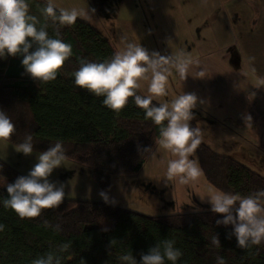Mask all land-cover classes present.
I'll return each instance as SVG.
<instances>
[{
	"label": "trees",
	"instance_id": "16d2710c",
	"mask_svg": "<svg viewBox=\"0 0 264 264\" xmlns=\"http://www.w3.org/2000/svg\"><path fill=\"white\" fill-rule=\"evenodd\" d=\"M27 2L30 14L43 24L41 9L47 0ZM47 23L49 36L55 38L56 26ZM58 38L72 45L73 54L49 83L40 84L31 78L21 63L23 56L0 57V110L16 127L8 143L16 146L31 134L33 152H42L61 142L66 159L88 168L95 186L106 190L113 176L141 169L161 138L160 126L145 118L134 98H129L116 116L103 104L104 97L75 85L78 58L103 62L120 52L109 37L77 18L73 26L60 28ZM137 94L145 96L141 89ZM153 103L159 104L155 100ZM189 123L198 129L193 120ZM195 153L206 181L215 189L241 196L264 190L263 174L233 156L216 153L202 137ZM21 175L26 174L0 158V224L5 225L0 231V264H31L48 251L63 256V264H81V258L85 264H122L119 257L126 253H131L139 264L141 253L147 254L150 247L165 239L174 240V247L183 253L176 264H216L217 255L223 256L227 264H264V243L251 249L238 247L235 235L229 238L232 225H217L216 220L223 217L208 205L149 215L103 199L65 197L58 208L44 209L36 218L21 219L2 203L8 198L7 184ZM44 221L53 227H44ZM57 224L59 232L54 230ZM216 234L219 249L211 244ZM113 239L115 243L111 244ZM67 242H71V248L61 253L60 244ZM166 264L172 262L166 260Z\"/></svg>",
	"mask_w": 264,
	"mask_h": 264
},
{
	"label": "clouds",
	"instance_id": "9594fccd",
	"mask_svg": "<svg viewBox=\"0 0 264 264\" xmlns=\"http://www.w3.org/2000/svg\"><path fill=\"white\" fill-rule=\"evenodd\" d=\"M90 11L94 13L95 9ZM41 13L45 20L43 24L30 14L27 0H0V57L23 56L21 63L25 71L43 84L54 81L73 54L72 45L58 38L60 28L73 26L77 18L85 13L75 8L69 10L58 7L54 0H47ZM48 21L56 26L55 38L49 36ZM33 45L36 46L35 50L30 51ZM78 61L80 67L74 72L76 86L97 97H104L103 104L116 116L127 106L129 98H134L136 106L144 110L145 118L160 126L161 138L158 143L175 157L168 161L165 183L178 179L180 184L190 186L201 177L203 171L198 160L190 158L195 156L201 143L200 130L189 123L194 119L192 110L197 106V96L184 93L171 100L170 104L153 103L155 98L169 95V76L173 69L181 79H186L189 66L193 63L191 58L185 57L183 53L175 57L165 56L158 51L149 52L141 44L128 43L122 52H116L109 60L92 62L78 58ZM141 81H149L148 95L137 94ZM262 86L264 78L258 79L255 84L256 88ZM255 95L251 93L249 99ZM15 131L11 118L4 110H0V141H9ZM15 150L25 156L32 155V135L27 134L24 142L16 145ZM37 159L38 163L27 175H21L13 183L7 184L8 198L2 201L4 208L14 210L21 219L36 218L41 216L44 209L58 208L66 195L63 183L58 184L49 179L54 169L62 166L66 160L62 143L57 142L42 151ZM99 195L106 203L109 202L104 190ZM207 197L211 211L223 217L216 220V224L232 225L229 238L235 235L238 247L251 249L264 243V190L246 196L213 191ZM111 203L115 204V199ZM4 227L0 224V231ZM44 227L51 228L53 225L44 221ZM54 230L61 231L60 225L57 224ZM114 243L113 239L111 244ZM211 244L217 249L221 248L218 234L211 238ZM174 245L175 241L171 239L156 243L147 254L141 253L139 264H166V260L176 264L183 253ZM70 248L71 242L62 243L59 251L66 253ZM63 259V256L48 251L33 259L31 264H63ZM119 260L122 264H138L131 253L121 255ZM215 260L216 264H227L223 256L217 255ZM81 264H85L83 258Z\"/></svg>",
	"mask_w": 264,
	"mask_h": 264
},
{
	"label": "crops",
	"instance_id": "0c3cea01",
	"mask_svg": "<svg viewBox=\"0 0 264 264\" xmlns=\"http://www.w3.org/2000/svg\"><path fill=\"white\" fill-rule=\"evenodd\" d=\"M207 2L212 3L210 7ZM198 3L203 5L196 8L203 12H199L203 15L201 21L172 22L177 27L185 24L188 30L193 27L198 41L192 45L187 39V44L178 47L179 51L169 50V56L183 53L193 63L186 79H181L172 70L169 95L158 98L157 102L170 104L184 93L195 94L198 99L192 110L193 121L203 140L218 154L238 156L246 165L253 158L264 165L259 156L264 155V86L255 87L257 80L264 78V0H207ZM213 5H217L215 8L221 13L212 18ZM199 13L193 12V17ZM207 42L209 47L204 49ZM140 89L147 95L148 87L142 81ZM253 92L256 95L250 100L249 95ZM158 141L153 153L174 159ZM145 167L167 171V166L156 160L150 164L145 161L140 170ZM203 187L200 190L202 197L197 199L202 207L211 206L207 196L219 190L206 179Z\"/></svg>",
	"mask_w": 264,
	"mask_h": 264
},
{
	"label": "rangeland",
	"instance_id": "374dc122",
	"mask_svg": "<svg viewBox=\"0 0 264 264\" xmlns=\"http://www.w3.org/2000/svg\"><path fill=\"white\" fill-rule=\"evenodd\" d=\"M199 1L207 0H54L58 7L83 10L85 14L78 18L88 21L109 37L120 52L128 43H135L141 44L149 52L158 51L165 56H169L171 47L175 52L179 51L178 47L187 44V39L192 41V45L198 41L193 27L188 30L185 24L177 27L172 22L201 21L203 15L199 12L202 11L196 10L203 7ZM211 4L207 2L209 7ZM216 6L213 5L212 8ZM91 9H95V12L92 13ZM213 10L212 18L221 13L217 8ZM193 12H198L199 15L193 17ZM204 46V49L209 47V42ZM142 82L148 87L149 81ZM154 100L158 101V98ZM40 153L33 152L32 155L25 156L17 152L15 146L8 141H0V158L26 175L38 163ZM259 156L264 162V155ZM234 157L239 160L238 156ZM190 158L197 160L196 155ZM155 160L167 166L169 156H159L156 152L153 156L152 151V155L147 157V164L154 163ZM248 166L264 175V165L258 160L249 159ZM165 177V169L148 170L145 167L135 173L113 176L110 187L104 191L110 202L115 199L116 204L149 215L202 208L197 198L202 197L200 190L204 188V174L190 186L180 184L178 179L165 183ZM49 179L64 184L65 197L79 200L103 199L99 195L101 190L91 181L89 169L82 164L66 159L62 166L54 169Z\"/></svg>",
	"mask_w": 264,
	"mask_h": 264
}]
</instances>
